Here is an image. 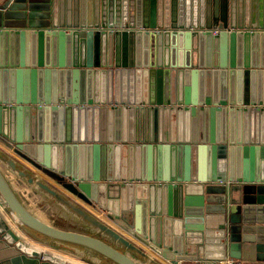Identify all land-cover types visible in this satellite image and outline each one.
I'll return each instance as SVG.
<instances>
[{"label": "water", "instance_id": "1", "mask_svg": "<svg viewBox=\"0 0 264 264\" xmlns=\"http://www.w3.org/2000/svg\"><path fill=\"white\" fill-rule=\"evenodd\" d=\"M99 1L104 7L106 0ZM124 1L115 0L111 11L115 19L111 22L104 20L103 8L102 17L99 14L95 22L75 24L67 31L66 24L54 20L55 0H0V142L47 171L74 195L62 192L4 148H0V160L17 174L22 184L21 178H26L36 192L53 197L82 218L88 229L62 228L36 214L16 192L0 165L2 206L23 227L31 229L30 234L37 240L67 250L57 241L76 244L117 264H143L134 252L149 258L151 264L162 263L115 224L174 263L179 259L202 258V264H217L226 255L241 257L240 250L245 254L253 248L264 250V94L251 96L250 83H246L242 100L228 98L227 93L234 91L228 73L234 76L236 71L241 72V67L249 65L238 64L244 61L230 53L232 68H228V55L225 44L222 45L227 37L252 40L259 35L264 44V30L258 33L250 27L256 26L254 23L240 22L237 9L227 3L223 6L224 19L202 30L203 24H196L192 17L191 0H143L135 10ZM129 11L137 14L135 20L125 18ZM213 17L214 21L218 19ZM216 27L220 30L213 32ZM201 36H208L209 41L218 42L223 48L216 57L213 52L207 57L199 53L197 58L193 55L192 61L191 43ZM65 44L69 46L67 60ZM177 44L186 49L178 54ZM256 57L251 66H264V48L256 52ZM133 66L149 77L161 76L162 85L153 88L155 96L151 95L149 84L147 88L148 96L150 93L153 97L148 102L157 105L153 106L155 110L159 105L190 109L194 117L197 110L200 115L207 112L210 124L202 140L196 138L197 143L195 138L180 144L164 143L155 134V141L144 143V148L169 147L174 152L178 147L183 156L176 163L173 160L170 165L159 163L156 167L137 161L136 156L127 164L122 162V171L116 176L119 182H113L114 177L103 172L107 163L101 158L104 147L100 143L86 144L92 148V159H88L86 171L77 167L76 155L71 150L78 146L79 139L72 132H66L65 138L62 130L67 127L66 114L74 110L69 103L93 102V83L89 77L88 83L79 86L81 91L75 88V92L66 93L62 73L65 67L84 76L96 73L98 68L116 67L117 71H124ZM250 69L245 68L244 72ZM24 73H31L34 80L29 89L22 82ZM188 74L193 76L192 84L187 82ZM12 75L17 76V84L9 85ZM196 75L201 80L199 86H195ZM204 78L209 79L207 85ZM29 103L32 105L28 106ZM171 103H178V108L168 106ZM37 107L40 117L48 118L52 111L53 117L59 119L61 129L57 133L44 132L41 119L37 124L36 114L30 115L31 123L24 127L20 114ZM14 115L19 116L23 125L18 122L16 128ZM218 120L223 123L221 132L216 128ZM84 137L98 139L89 136V131ZM131 148L135 155L137 145ZM54 163L62 166L58 168ZM147 180L155 182L146 184ZM73 196L109 209L108 217L114 224L95 215ZM1 209L0 206V251H12V264H77L48 249H28L29 244L10 228ZM191 247L193 254H188ZM15 254H20L19 261L13 258Z\"/></svg>", "mask_w": 264, "mask_h": 264}, {"label": "crops", "instance_id": "2", "mask_svg": "<svg viewBox=\"0 0 264 264\" xmlns=\"http://www.w3.org/2000/svg\"><path fill=\"white\" fill-rule=\"evenodd\" d=\"M142 1L143 0H125L124 3H128L129 8L131 7L133 10H135V7H138L137 5L141 6ZM114 2L115 0H106L103 7L102 2L99 0H55L52 14L56 22L59 24H66L65 29L68 31L74 27L75 24L95 22L98 20L99 14L101 15V9L103 8H105L104 20L111 22L112 18L115 19V17H113L114 14L111 15V11L114 10ZM226 3L229 5V7L234 6L235 10L237 9V12L240 15L239 18L237 16V19H239L240 22L244 24L254 23L256 26L250 27L255 29V31H258V33H261L264 30V0H191V6L194 13L192 14V17L195 18V23L197 24L198 21V23L203 24L202 30H208L207 26L224 19L223 6ZM191 6L189 5V8ZM128 14L129 17L125 18L130 19L131 17L135 20V15L137 14L134 11H129ZM213 16H217L218 19L214 21ZM259 22L261 23L260 26L258 25ZM207 37L208 36H201L203 41L200 40L201 38H198V40L191 43L192 61H194L193 55L197 58L199 53L200 55L207 57V54L213 52L215 53L216 57L219 55V51L222 50V45L225 44L224 50L228 55L226 59L228 68H232L231 57L229 55L230 53H233L234 56L236 54L237 56L239 55L244 61L238 64L242 65L248 63L249 65V67H241V72L236 71L234 76L228 73V79L232 82V89H234L232 93L231 91L227 93L228 98L234 96L233 98L236 100H240V98L242 100V97H244L245 94L242 89H244L246 83H250L251 96H262L264 94V66H251L253 61H255L257 58L256 52L264 48V44L261 43V36L259 35L257 38L254 37L252 40H246L243 39V37L238 38L237 40H231L227 37V40H225L226 37L221 36L224 37L222 40H225L222 41V45L218 42L214 43V41L212 43ZM176 46L178 54L179 51L181 53V51L183 52L186 49V47L184 45L182 46L181 44H177ZM67 49H69V46L67 47L65 44L64 60H67ZM70 49L72 50V48ZM137 53V58H140L141 54H139V49L137 50ZM234 64L237 63L234 62ZM115 68H98L96 73H92L90 75L86 74L84 76L79 72L75 73L73 70L67 71V67L63 68V85H65L66 93L67 91L71 93V90H74L75 92V88L78 91H81V87L89 82V77L91 83H93L92 91L94 92L91 94L93 99V102L91 103H69V105L73 106L74 110H72L71 114H66L65 124L67 123V127L62 131L65 138L67 136L66 132L69 134L72 132L74 137L76 136L79 139V141H77L78 146H74L71 150L76 155L78 162L77 167H83L86 171L87 161L88 159H92V156L89 153V150L92 148H88L86 144L91 143L95 145L100 143L102 147H104L101 158L107 163V165L103 166V172L104 174H111L114 177L113 182H119L116 176H119L122 171V167H120V165L122 162L127 164V162L130 160L133 161L136 159V156L137 161H141L142 163L144 162L145 165H148V162L150 167H156L159 163L163 165H170L173 160L176 163L178 158L183 156V153L181 154L178 151V147L175 148L174 152H172L169 147H161L158 149L150 146V148H144V143H151V141H155L157 138H155V134L156 136L161 137V142L164 143L168 142L180 144L182 141H190V139L193 140L197 137H199L198 141L200 142L202 140L203 133L206 131V129H209L210 121L207 116V112H204V114L200 115L199 110H197L195 114L196 117L193 116L192 110L190 109L178 110L176 108L171 109V107L167 109L162 107V105H159L160 107L158 110H155L153 106L157 105L148 102V100L153 97H150V93L148 96L147 88L149 84V87H152L151 95L155 96L156 94L153 91V88L162 85L161 76L152 75L149 77V75H146L144 71H141L138 66H133L132 68L128 67L124 71L120 68L117 71ZM245 68H251L252 70L250 69L248 73H245ZM173 74L174 72L170 78L171 82H174ZM199 79L200 78H197V75L194 77L195 86L197 83L199 86V81L201 83V80ZM188 81L192 84L193 76L188 74L187 82ZM202 81H204L205 85L209 83V79L206 78H204ZM22 82L25 85L24 88L27 87L29 89V85H32L34 82V80L32 81V74L24 73ZM11 84H17L16 75L9 76V85ZM236 86L239 89L236 88ZM80 98L82 97L80 96ZM171 98L173 100L174 96L172 95ZM156 100H158L157 96ZM30 104L32 105V103H29L28 106H30ZM173 105L177 108L179 106L178 103H171L168 106ZM25 113L26 112L23 111L20 114L22 121L24 122V127L27 123H31L30 115L36 114L37 124L39 123V119H41L40 122L44 132L48 131L51 135H53V132L57 133L61 129L60 125L58 124L59 119H55L53 117L52 111H50L48 118H46V115H42L41 117L39 116L38 107L35 109L28 108L27 114ZM15 117L16 119L14 120L16 121L17 128L19 116L17 115ZM19 123L23 125L22 122ZM222 127V121L218 120L216 122V128H218V132L222 131ZM86 131H89V136H96L99 140L96 139V141L92 139V137L85 139L84 135L86 134ZM24 134L25 131L23 130V136ZM198 141L196 139L195 142L197 143ZM133 144L137 145L135 155L133 151L134 148H131ZM123 146L125 148H123ZM0 148H4L6 152H8V154H10L15 159H22L25 166L30 168L40 177L48 180V182H51L62 192L69 195L71 194V196L74 195L68 188L64 187L47 171H44L42 168L26 160L18 153L14 152L11 148H7L2 142H0ZM54 164L57 166L56 163ZM0 165L11 180L16 192L36 214L49 220L54 225L59 227L87 231L88 228L86 226V222L82 220V218H80L77 214L56 201L53 197L40 191L36 192L34 186L26 183V178H21V180L24 181V184H22L18 179L17 174L11 171V169L8 168V166L2 160H0ZM60 166L62 165L59 163L57 167L59 168ZM124 172L126 174V170ZM127 173H129V171ZM152 182L155 181L147 180L145 183L149 184ZM90 197L93 196L91 195ZM1 201L2 200L0 198V206L4 210L3 216L9 223L10 228H12L16 233L20 234V237L29 244L28 249H30L31 246L48 249L52 252L58 253L61 256H64L65 258H71L77 264H117L110 258H107L97 252H92L76 244L57 241V244L67 246V250L65 247L60 248L58 245L54 244V246L49 243L45 244L41 240H37V238L30 234L31 229L23 227L11 212L2 206ZM90 203L94 205L95 210L93 211L95 215L111 224H114L108 217V213L110 212L109 209L100 206L95 201ZM115 226L143 248H145V250H147L151 256L155 257V259L160 261L162 264H170V259L163 257L158 251L151 248L148 244L144 243L131 233L125 231L124 228L117 224H115ZM90 231L92 232V230ZM192 250L193 247L190 249L191 253L189 252L188 254H193ZM240 251L242 253L241 257L233 256L236 259V264H264V250L258 251L253 248L252 252L246 254L243 252V250ZM133 254L136 258H138V260H142L143 264H151L149 258L143 257L135 252ZM10 255H12V251L10 250L0 251V264H12L13 260L9 258ZM19 255L20 254H15L13 256L15 261H19ZM195 260L201 261L204 259H179L178 264H194Z\"/></svg>", "mask_w": 264, "mask_h": 264}, {"label": "built area", "instance_id": "3", "mask_svg": "<svg viewBox=\"0 0 264 264\" xmlns=\"http://www.w3.org/2000/svg\"><path fill=\"white\" fill-rule=\"evenodd\" d=\"M225 28L230 30V28H228V27H225ZM212 30H213V32H218L220 29L218 27H216V28H213ZM73 197L78 202H80L84 207H86L87 209H89L91 212L94 213V211H93V210H95L94 205H92L91 203L81 199L78 196H73ZM170 264H178V263H174V262L171 261ZM194 264H202V263L200 262V260H195ZM217 264H236V259L233 256H231V255H226L225 257L220 258L217 261Z\"/></svg>", "mask_w": 264, "mask_h": 264}]
</instances>
